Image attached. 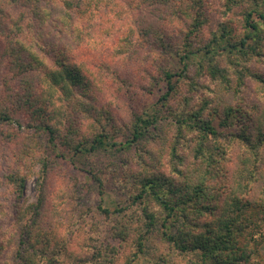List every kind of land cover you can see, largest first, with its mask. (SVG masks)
Segmentation results:
<instances>
[{
  "label": "trees",
  "instance_id": "trees-1",
  "mask_svg": "<svg viewBox=\"0 0 264 264\" xmlns=\"http://www.w3.org/2000/svg\"><path fill=\"white\" fill-rule=\"evenodd\" d=\"M1 161L0 264H264V0H0Z\"/></svg>",
  "mask_w": 264,
  "mask_h": 264
},
{
  "label": "rangeland",
  "instance_id": "rangeland-1",
  "mask_svg": "<svg viewBox=\"0 0 264 264\" xmlns=\"http://www.w3.org/2000/svg\"><path fill=\"white\" fill-rule=\"evenodd\" d=\"M176 63V62H175ZM175 65V64H172ZM178 65V64H177ZM165 85H162L160 89H158L154 95H150L148 93H145L143 95L142 99L137 98L136 99V105L138 109H142V106L147 105L151 106L153 102H155L161 93L165 91ZM25 130V128H23ZM26 131V130H25ZM130 155V154H128ZM94 164L98 162L96 165L97 168L95 170L97 171H103L104 175H102L103 181L105 186L103 187V191L105 192L104 195L99 194V188L97 183L92 180L85 179V172L87 169H89V162H83V164H80L77 169V176L78 178L84 183L83 191L81 195V205L91 207L94 209L99 204H103L104 207H107L113 211L117 206L126 204V195L124 193V190H120L119 183L117 181V176H119V172H115V170H121L120 166L112 165L113 162H115V159L107 156V158H104L103 156L97 157L96 159L91 160ZM2 164L0 165L1 168L4 170V161H1ZM91 162V163H92ZM107 174H105V172ZM126 174V172L124 173ZM35 178L29 179L24 187L23 195L21 202L25 204H30L36 199V189H35ZM3 198L2 202H4L7 206V209L10 211V200L13 199V195L9 194L7 190L3 188ZM12 198V199H11ZM110 218H116V216L111 215ZM101 224L102 226H106V222L110 224L111 220H107L104 215H101L98 211H92L89 218L87 219L86 223H88L87 228L89 229L88 232L90 235H94L95 232L93 230V225L95 223ZM92 225V227H90ZM168 244L163 242L159 238H152L148 244H147V254L144 256H141L139 260L134 264H155V262L159 259V257L166 252H168ZM261 255L264 258V245L260 249Z\"/></svg>",
  "mask_w": 264,
  "mask_h": 264
}]
</instances>
